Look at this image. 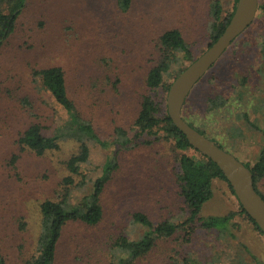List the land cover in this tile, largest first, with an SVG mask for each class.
Listing matches in <instances>:
<instances>
[{
  "label": "rangeland",
  "instance_id": "374dc122",
  "mask_svg": "<svg viewBox=\"0 0 264 264\" xmlns=\"http://www.w3.org/2000/svg\"><path fill=\"white\" fill-rule=\"evenodd\" d=\"M216 4L223 19L233 0H131L127 11L118 0L23 3L14 31L0 47V253L7 264H28L38 255L40 205L60 201L64 179L70 175L67 161L79 151V142L66 135L57 149L43 155L18 142L32 124H38L45 136H57L65 127L66 113L33 75L43 68L63 70L78 113L107 143L104 148L87 142V161L80 164V176L73 177L75 184L83 183L70 189V201H80L91 192L107 160L116 163L100 195L101 221L95 226L68 222L55 264H118L121 255L115 242L120 237L137 240L144 231L133 223L134 213L144 214L154 226L186 216L177 181L178 158L201 157L191 149H175L163 133L158 138L138 137L134 122L144 96L162 101L163 106L166 102L164 87L146 86L148 72L162 60L160 36L177 30L197 58L211 43ZM262 6L264 0H258L252 23L193 87L183 107L195 127L249 166L263 142ZM0 11H9L7 0L0 1ZM188 64L182 52H173L162 76L164 85ZM215 96L226 103L211 109L208 99ZM116 128L125 136L117 137ZM122 138L127 140L124 145L119 143ZM257 187L264 196V178ZM212 190L200 217L233 213L226 229L208 231L197 224L190 235L177 231L157 238L130 264H264V236L239 213L227 183L214 179Z\"/></svg>",
  "mask_w": 264,
  "mask_h": 264
},
{
  "label": "trees",
  "instance_id": "16d2710c",
  "mask_svg": "<svg viewBox=\"0 0 264 264\" xmlns=\"http://www.w3.org/2000/svg\"><path fill=\"white\" fill-rule=\"evenodd\" d=\"M7 1L9 3V11L7 13L0 11V47L2 42L14 31L16 18L21 12L23 3L27 0ZM236 2L237 0H233L231 12L223 19L220 17V7L216 4L213 12L216 24L213 28L214 32L211 36L209 46L224 30L232 16ZM118 3L122 10L127 11L131 5V0H118ZM261 8L264 9V6ZM159 44L162 60L148 72L146 86L149 89L162 86L165 92H167L170 84L164 85L162 76L167 70L171 54L175 51L182 52L184 58L189 63L193 60V57L177 30L164 32L159 38ZM262 56L264 57V47L262 48ZM33 75L38 79L41 86L51 94L55 102L64 110L67 115V121L65 127L57 136H45L41 133V128L38 124H32L21 134L18 140L19 144L37 155H43L47 151L57 149L59 139L65 135L74 138L80 144L78 153L74 154L67 161V169L70 175L64 179V184L66 185L64 195L60 201L45 200L40 205L42 231L38 238V255L28 263L55 264L57 246L61 239L63 228L68 222H80L87 226H95L101 221L103 211L100 204V195L105 184L110 179L111 172L116 169V163L114 160H107L103 165L102 175L93 182L91 192L84 195L80 201L74 203L70 201V189L73 186H78L83 183L81 181L75 184L73 177L80 176V164L87 161L89 155L87 142H95L104 148H106L107 143L99 139L91 123L84 120L78 113L76 106L69 98L64 72L60 67L36 70L33 72ZM208 103L210 104V108L214 109L219 105H224L226 100L215 96L208 99ZM165 106H163L162 101L156 102L150 96H144L141 101L140 111L134 122L137 130L136 135L138 137L145 135L158 138L163 133L165 139L173 142L175 149L179 151L191 149L201 157L200 160H196L194 156L181 154L178 158L180 172L177 174V181L180 187V195L183 197L187 208V214L177 222L164 221L154 226L144 214L134 213L132 215L133 223L143 227L144 231L137 240H128L125 237H120L115 242L114 248L121 255V258L118 259V264H130L137 258L145 255L154 246L157 238L171 237L177 231H182L186 236L190 235L195 230L197 224L200 228L208 231L212 229L224 230L226 229L225 226L229 224L234 216L233 213H229L223 216L200 217V212L204 204L213 197L212 181L214 179L225 181L232 195L234 197L236 196L217 165L188 144L185 136L171 122ZM187 113H189V110L184 109L183 111L182 108L183 119L198 132L207 136L204 131L195 127V122L188 120L191 118L187 116ZM192 118L198 119L195 116ZM245 120L248 121L246 116ZM254 128L260 131V128L256 126ZM261 132L263 142L255 162L251 166L245 163L243 164L252 174L255 190L264 199L263 194L257 187V183L264 178V129ZM114 133L117 134V137L125 136V132L119 128H116ZM208 138L215 141L212 137ZM119 143L121 145L126 144V138H122ZM219 146L222 148L221 145ZM239 213L245 215L253 227L263 235L240 204ZM0 264H7L1 253Z\"/></svg>",
  "mask_w": 264,
  "mask_h": 264
},
{
  "label": "water",
  "instance_id": "95a60500",
  "mask_svg": "<svg viewBox=\"0 0 264 264\" xmlns=\"http://www.w3.org/2000/svg\"><path fill=\"white\" fill-rule=\"evenodd\" d=\"M257 10L258 0H237L232 16L218 38L172 81L166 94L165 107L171 122L185 136L188 144L217 165L242 209L264 235V199L253 186L250 170L215 141L190 126L182 117V108L193 87L229 45L248 28Z\"/></svg>",
  "mask_w": 264,
  "mask_h": 264
}]
</instances>
